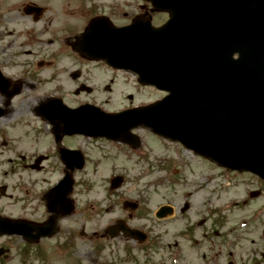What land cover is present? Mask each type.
<instances>
[{
  "label": "rangeland",
  "instance_id": "rangeland-1",
  "mask_svg": "<svg viewBox=\"0 0 264 264\" xmlns=\"http://www.w3.org/2000/svg\"><path fill=\"white\" fill-rule=\"evenodd\" d=\"M124 2L117 3L124 6L122 9L112 8L110 12L118 23L124 16H129L127 11L139 10L138 4L146 3V0ZM78 70L71 69L69 75L78 76ZM81 72L82 77L79 75L74 82L69 78L64 83V97L71 106L87 101L116 111L162 95L152 87L140 86L129 72H116L98 65L92 67L90 73L87 68ZM63 79L61 77L60 81ZM9 115L13 113L10 111ZM13 117H16L15 112L10 119ZM136 132L143 139L141 149L109 140L80 137L70 138L67 142L80 146L88 154V166L78 173L81 178L74 189L88 193L92 200H100L94 205H121L124 203L122 196H116L120 194L122 201L128 202L125 205L135 204L139 199L157 212L159 206L173 208V214L156 220L155 227L151 228V235H156L159 244L150 262L144 255H138L137 263L125 260L129 248L120 242V249L115 252L124 259L122 263L112 251L116 244L98 238L95 243L100 242L102 247H97L82 236L77 239L76 249L61 246L60 254L56 256L73 255L78 260L82 258L86 264L102 260H106L104 264H211L209 256L215 254L217 264H264V182L250 173L224 169L179 144L149 134L146 129L139 128ZM46 149V145L41 147L44 156H48ZM26 150L20 147L4 156L19 158ZM31 150L29 148L28 156ZM49 160L55 159L50 155ZM55 174L51 175V182L56 180L58 175ZM111 212L102 214L105 221L119 215L113 209ZM63 232L60 236H65L67 230ZM137 252L142 251L136 249ZM67 259L63 258L64 262L56 260L54 264H70Z\"/></svg>",
  "mask_w": 264,
  "mask_h": 264
},
{
  "label": "flooded vegetation",
  "instance_id": "flooded-vegetation-1",
  "mask_svg": "<svg viewBox=\"0 0 264 264\" xmlns=\"http://www.w3.org/2000/svg\"><path fill=\"white\" fill-rule=\"evenodd\" d=\"M103 15L111 17L108 0H0V219L21 221L20 231L0 233V264H54L56 260L64 262L66 257L70 264H86L73 255L56 256L61 246L76 249L81 236L97 247H102L100 242L95 243L99 239L116 244L112 251L122 263L124 259L115 252L120 249V242L129 248L124 258L132 263L138 262V255L146 256L149 263L155 253L156 235H151V228L161 219L155 210L143 204L144 201L137 199L135 205H94L87 203L88 193L73 189L72 210L62 215L52 214L45 198L46 191L54 184L46 188V180L55 173L56 182L61 178L60 146L55 140L56 134L60 136L61 125L44 119L37 110L42 103L61 98L59 69L67 60L76 69L87 68L88 73L93 64L103 63L78 53L74 46L77 36L86 30L92 19ZM152 17L154 25H160L168 15L155 11ZM111 19L118 26L131 20L125 16L119 23ZM10 111L13 115L15 112L13 120ZM68 138V135L63 136L64 144ZM45 145L46 159L41 150ZM20 147L27 150L19 158L4 156ZM29 148L33 150L28 156ZM50 155L55 160H49ZM112 209L119 215L105 221L102 214L112 213ZM118 219L144 231L146 238H131L123 232L113 238L107 226ZM49 221L54 226L47 228V232L53 235H41ZM1 225H4L2 221ZM64 229L66 235L60 236ZM136 249L142 252L136 253Z\"/></svg>",
  "mask_w": 264,
  "mask_h": 264
},
{
  "label": "water",
  "instance_id": "water-1",
  "mask_svg": "<svg viewBox=\"0 0 264 264\" xmlns=\"http://www.w3.org/2000/svg\"><path fill=\"white\" fill-rule=\"evenodd\" d=\"M161 3L179 15V0ZM200 5L205 10L212 7L226 22L235 14L239 52L235 64L189 67L182 58L180 35L184 31L169 27L161 45L170 59L176 60L159 76L151 67L149 36H143L149 32L142 29L136 34L140 36L132 39L127 32L116 30L102 42L108 61L116 67L140 71L142 81L170 94L146 107L116 114L99 110L86 116L85 107H80L62 109V117L78 132L126 141L132 139L129 130L133 126L145 123L223 166L248 170L264 179V0H201ZM123 37L127 42L119 41ZM143 40L147 43L140 46Z\"/></svg>",
  "mask_w": 264,
  "mask_h": 264
}]
</instances>
